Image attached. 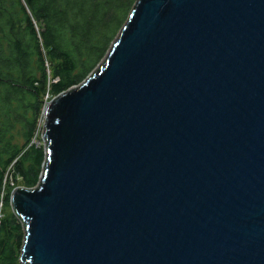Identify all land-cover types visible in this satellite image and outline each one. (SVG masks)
Returning a JSON list of instances; mask_svg holds the SVG:
<instances>
[{
  "label": "water",
  "instance_id": "1",
  "mask_svg": "<svg viewBox=\"0 0 264 264\" xmlns=\"http://www.w3.org/2000/svg\"><path fill=\"white\" fill-rule=\"evenodd\" d=\"M23 264H264V0H136L46 105Z\"/></svg>",
  "mask_w": 264,
  "mask_h": 264
},
{
  "label": "trees",
  "instance_id": "2",
  "mask_svg": "<svg viewBox=\"0 0 264 264\" xmlns=\"http://www.w3.org/2000/svg\"><path fill=\"white\" fill-rule=\"evenodd\" d=\"M135 1L0 0V190L13 161L23 187L39 181L45 145L28 144L48 76L53 94L80 84L104 60ZM10 217L0 222V264L20 262L22 221Z\"/></svg>",
  "mask_w": 264,
  "mask_h": 264
},
{
  "label": "rangeland",
  "instance_id": "3",
  "mask_svg": "<svg viewBox=\"0 0 264 264\" xmlns=\"http://www.w3.org/2000/svg\"><path fill=\"white\" fill-rule=\"evenodd\" d=\"M119 33V32H118ZM117 33V35H118ZM116 37V36H115ZM50 71V69H49ZM49 79V83L52 82L54 79L52 78V76H48ZM47 84L46 86V90H44V95H43V102H44V108L47 105V103L53 98L55 97L57 94H53L50 90V84ZM44 123H45V115H44V110H43V114L42 116H40L38 122H37V130H36V135L35 137L31 140V142L28 144V146L30 144H38V145H45V142L43 141L42 138V133H43V128H44ZM41 138V139H40ZM27 146V147H28ZM26 147V148H27ZM25 148V149H26ZM14 161L8 166V168L6 169V172L4 173L3 176V180H2V186H1V190H0V222L6 221L7 219H10L11 214L14 213L13 207L11 202H9L10 200V196L12 194V191L17 188V187H23V181L20 175H17L16 177L13 176V165H14ZM42 174V172H41ZM41 176V175H40ZM9 198L8 200H6V198ZM16 220L21 222L22 220H20L17 215H16ZM16 221V222H17ZM22 228H23V237H22V243H21V247L23 245V240H24V236H25V223L22 221ZM4 234V233H3ZM13 238H11V242L13 244ZM20 247V250H21ZM21 254V252H20ZM20 258V256H19ZM20 261V260H19ZM18 264H23L21 262H19Z\"/></svg>",
  "mask_w": 264,
  "mask_h": 264
},
{
  "label": "clouds",
  "instance_id": "4",
  "mask_svg": "<svg viewBox=\"0 0 264 264\" xmlns=\"http://www.w3.org/2000/svg\"><path fill=\"white\" fill-rule=\"evenodd\" d=\"M46 107V106H45ZM44 111H45V108H44ZM43 134V133H42Z\"/></svg>",
  "mask_w": 264,
  "mask_h": 264
}]
</instances>
